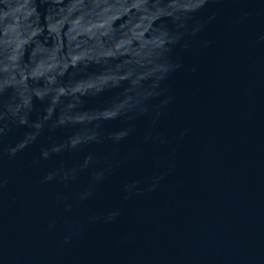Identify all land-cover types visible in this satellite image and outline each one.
Masks as SVG:
<instances>
[{
    "label": "water",
    "instance_id": "95a60500",
    "mask_svg": "<svg viewBox=\"0 0 264 264\" xmlns=\"http://www.w3.org/2000/svg\"><path fill=\"white\" fill-rule=\"evenodd\" d=\"M0 264H264V0H0Z\"/></svg>",
    "mask_w": 264,
    "mask_h": 264
}]
</instances>
